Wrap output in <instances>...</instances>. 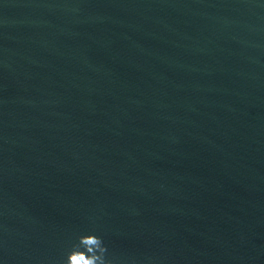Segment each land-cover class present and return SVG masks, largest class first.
Returning <instances> with one entry per match:
<instances>
[{
	"label": "water",
	"instance_id": "water-1",
	"mask_svg": "<svg viewBox=\"0 0 264 264\" xmlns=\"http://www.w3.org/2000/svg\"><path fill=\"white\" fill-rule=\"evenodd\" d=\"M264 264V0H0V264Z\"/></svg>",
	"mask_w": 264,
	"mask_h": 264
},
{
	"label": "clouds",
	"instance_id": "clouds-1",
	"mask_svg": "<svg viewBox=\"0 0 264 264\" xmlns=\"http://www.w3.org/2000/svg\"><path fill=\"white\" fill-rule=\"evenodd\" d=\"M108 245L94 234H79L61 264H112Z\"/></svg>",
	"mask_w": 264,
	"mask_h": 264
}]
</instances>
